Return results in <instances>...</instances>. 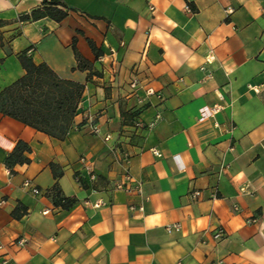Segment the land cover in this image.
Listing matches in <instances>:
<instances>
[{"label": "crops", "instance_id": "0c3cea01", "mask_svg": "<svg viewBox=\"0 0 264 264\" xmlns=\"http://www.w3.org/2000/svg\"><path fill=\"white\" fill-rule=\"evenodd\" d=\"M63 1L57 22L0 0V90L21 54L86 84L63 140L0 113V264H264V0ZM19 141L30 161L11 168ZM127 172L140 189H117Z\"/></svg>", "mask_w": 264, "mask_h": 264}, {"label": "trees", "instance_id": "16d2710c", "mask_svg": "<svg viewBox=\"0 0 264 264\" xmlns=\"http://www.w3.org/2000/svg\"><path fill=\"white\" fill-rule=\"evenodd\" d=\"M72 10L63 0H42L32 11L21 14L20 20L37 21L48 17L61 22ZM2 22L0 19V24ZM88 41L99 58L102 55L101 49L92 39ZM73 50L79 69L88 70L89 77L101 74L94 70L93 62L78 49L77 36L73 40ZM20 60L25 73L0 90V113L53 137L65 139L79 112L86 84L62 77L46 61L37 63L24 54L20 55ZM30 150L31 146L27 142L19 141L7 157L8 166L13 168L18 163L29 162V157L24 153ZM52 166L55 175L58 176L54 165ZM53 194L55 203L64 208H70L74 203L72 199L61 194L57 185ZM26 211L18 207L13 211V215L19 218Z\"/></svg>", "mask_w": 264, "mask_h": 264}, {"label": "built area", "instance_id": "2783aa9c", "mask_svg": "<svg viewBox=\"0 0 264 264\" xmlns=\"http://www.w3.org/2000/svg\"><path fill=\"white\" fill-rule=\"evenodd\" d=\"M227 11H228V12H231L232 9H229V10H227ZM209 60H211V58H209ZM141 86H142V82H141V80H140L138 77L134 78V79L130 82V87L132 88L133 91H136V90L139 89ZM146 93H147V95H153V94L156 93V91H155L154 88H152V87H148V88L146 89ZM138 102H139L140 104H143V103H144V100H143L142 98H139V99H138ZM136 126H137V127H143V122H141L140 120L136 121ZM92 130H93L94 133H99V132H100L99 127H98L97 125H95V124L92 125ZM110 137H111V136H110L109 134L106 135V136H105V140H110ZM121 153H122V155H123V159H124L125 161H128V160L131 158V152H130V151H128V150H123ZM82 160L85 161V158H82ZM91 177H92V179H96V174H95V173H92V174H91ZM125 180H126L125 182H123V183H118V184H117V186H116L117 189H122V190H126V191H131V190H135V189H140V183H137V185H135V186L130 185V184H131L130 182H134V179H133L132 175H131L129 172H127V173L125 174ZM23 185H24L25 187H31L32 192H33L34 194H41V193H42V190H41L38 186L33 185L32 182H31L29 179H27V180L24 182ZM141 209H143V207H141ZM47 212H49V210H45V211H44V213H47ZM250 221H251V222H254V221H256V219H255V218H252V219H250ZM167 229H168L169 231H172V230H175V229H180V225H179V224H178V225H169V226H167ZM224 235H225V230H224V228H219V229L216 231V233L214 234V238H216V239H221L222 237H224ZM23 243H24V240H22V239L18 241V244H23Z\"/></svg>", "mask_w": 264, "mask_h": 264}]
</instances>
